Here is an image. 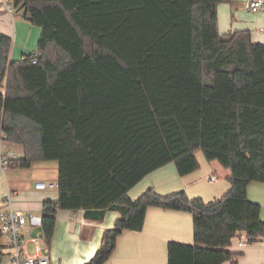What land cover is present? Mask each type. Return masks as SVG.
I'll use <instances>...</instances> for the list:
<instances>
[{"label":"trees","instance_id":"16d2710c","mask_svg":"<svg viewBox=\"0 0 264 264\" xmlns=\"http://www.w3.org/2000/svg\"><path fill=\"white\" fill-rule=\"evenodd\" d=\"M229 1L10 0L41 33L15 61L0 33V139L22 154L9 170L57 163L58 198L39 221L45 246L63 211L119 214L84 264H104L148 208L193 216V244L168 243L167 264H222L237 232L262 237L247 187L264 184V45L248 31L219 34L217 7ZM197 152L230 172L219 200L127 196L168 164L180 177L197 171Z\"/></svg>","mask_w":264,"mask_h":264},{"label":"crops","instance_id":"0c3cea01","mask_svg":"<svg viewBox=\"0 0 264 264\" xmlns=\"http://www.w3.org/2000/svg\"><path fill=\"white\" fill-rule=\"evenodd\" d=\"M247 1L230 0L217 7L218 32L226 35L248 31L253 43L264 45V11L258 13L246 11ZM11 9L10 12L0 5V33L12 39L10 58L15 61L36 51L41 30L24 20L22 12L15 10L13 6ZM196 158L199 163L197 171L180 177L175 165L168 164L143 178L128 192L127 196L134 201L146 190L152 189L161 196L184 191L190 200L199 198L206 204L219 200L230 188L228 181L230 172L223 169L217 162H207L203 155H198V152ZM38 163L33 164L28 170H34V166ZM49 169L54 174L53 180L44 177L46 173H49ZM18 171L22 170L13 172ZM42 173L40 177L31 174L30 171L27 173L24 191L26 203L17 208L13 207L17 211L34 215V225L28 223L34 228L39 225L43 202L55 201L58 198L57 188L45 191L34 189L35 183L55 182L56 184L57 163L55 162L51 167L42 168ZM17 176V173L12 175L10 183L16 184ZM212 176L217 178L215 182L208 180ZM4 182V190H0V212L7 210L3 208L5 204L3 201L6 190L10 189L7 182L5 180ZM247 198L261 207L260 219L264 222V184L250 183L247 187ZM118 217L117 212L107 211L100 221H96L87 219L83 211L59 212L53 238L48 247L50 264L88 262L100 247L103 232L111 229ZM192 221L193 216L186 212L148 208L142 230L139 232L124 231L117 239L111 256L104 264H167L168 243L193 244ZM242 240H247V236L245 233L237 232L227 248V251L235 256L232 260L222 264H264V243L255 241L238 247V242Z\"/></svg>","mask_w":264,"mask_h":264},{"label":"built area","instance_id":"2783aa9c","mask_svg":"<svg viewBox=\"0 0 264 264\" xmlns=\"http://www.w3.org/2000/svg\"><path fill=\"white\" fill-rule=\"evenodd\" d=\"M10 3V0H0L1 7L11 12ZM245 10L251 13L264 11V0H248L245 3ZM33 63H36V60ZM2 144L3 142L0 139V170L4 174L9 170L7 161L18 158V151L9 149L3 153ZM216 179L215 176L208 178L210 182H215ZM56 188L57 185L53 183L34 184L36 191ZM16 195L15 191L6 190L4 203L7 206V210L0 212V264H50L48 247L42 241L41 232L35 238L27 241L23 239L22 231L28 223L34 225V217L29 213L20 212L13 208L12 199ZM38 241H40V244H38ZM257 241L264 243V234ZM247 243H251L248 238L247 240L239 241L237 246L243 247ZM29 244L31 245V250L28 249Z\"/></svg>","mask_w":264,"mask_h":264},{"label":"rangeland","instance_id":"374dc122","mask_svg":"<svg viewBox=\"0 0 264 264\" xmlns=\"http://www.w3.org/2000/svg\"><path fill=\"white\" fill-rule=\"evenodd\" d=\"M10 7H12V3H10ZM9 149H14L18 151V157H21V151L16 149L15 147L10 146L7 143L2 144V152L5 153L7 150ZM198 155H202L201 152H198ZM55 164V162H41L38 163L34 166V170H22V171H18V172H13V171H8L5 172L4 174H2L0 172V190H4L5 187V182L4 180L7 182L8 187L10 188V190L14 189L17 192V195L12 199V203H13V207L17 208L20 207L22 205H24L26 203V201L24 200V191H25V182H26V175L27 173L33 174V175H37V176H42V168L44 167H51ZM49 173H46L47 175L44 176L47 179L49 178V180H53L54 174L53 172L49 169L48 170ZM15 173H17V179H16V184H12L10 183L11 181V176L14 175ZM46 180V179H44ZM53 184H55V182H53ZM4 204V201H3ZM4 210L7 209V206L4 204ZM2 210V209H1ZM34 216V215H33ZM40 232L39 229V225H36V228L31 227L29 224L25 226V228L23 229L22 233H23V239L24 241H27L31 238H35L36 235ZM38 244H40V241H38ZM28 249L31 250V245H28Z\"/></svg>","mask_w":264,"mask_h":264}]
</instances>
